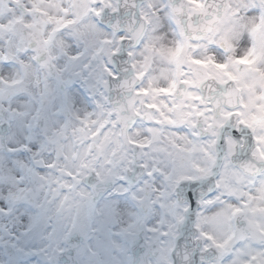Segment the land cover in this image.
Listing matches in <instances>:
<instances>
[{"label":"clouds","instance_id":"obj_1","mask_svg":"<svg viewBox=\"0 0 264 264\" xmlns=\"http://www.w3.org/2000/svg\"><path fill=\"white\" fill-rule=\"evenodd\" d=\"M0 264H264V0H0Z\"/></svg>","mask_w":264,"mask_h":264}]
</instances>
